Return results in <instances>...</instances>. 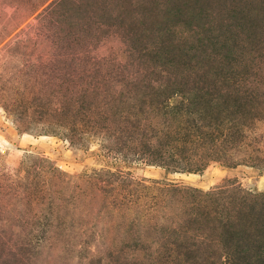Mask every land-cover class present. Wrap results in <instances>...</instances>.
Segmentation results:
<instances>
[{
    "label": "rangeland",
    "instance_id": "obj_1",
    "mask_svg": "<svg viewBox=\"0 0 264 264\" xmlns=\"http://www.w3.org/2000/svg\"><path fill=\"white\" fill-rule=\"evenodd\" d=\"M0 264H264V0H0Z\"/></svg>",
    "mask_w": 264,
    "mask_h": 264
}]
</instances>
